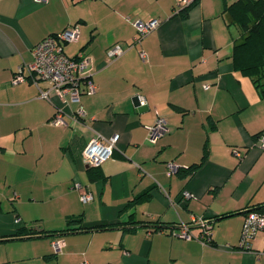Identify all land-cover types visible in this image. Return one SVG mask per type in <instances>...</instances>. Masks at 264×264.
<instances>
[{
	"label": "crops",
	"instance_id": "1",
	"mask_svg": "<svg viewBox=\"0 0 264 264\" xmlns=\"http://www.w3.org/2000/svg\"><path fill=\"white\" fill-rule=\"evenodd\" d=\"M235 1L196 0L183 17L177 0H0V264H264V232L240 247L247 213L264 205V98L234 69L239 34L224 10ZM155 18L159 27L131 46L134 21ZM77 23L81 37L65 51L93 57L94 94L65 102L54 92L41 97L31 81L13 82L33 61L34 45ZM115 44L125 51L107 62ZM60 108L66 126L50 122ZM159 116L169 129L151 142ZM115 134L113 156L92 169L85 148ZM206 142L207 160L181 177L179 168L199 162ZM83 190L93 199L83 201ZM131 214L166 227L37 231L63 228L68 216L95 226ZM200 218L212 224L211 244L200 238ZM185 225L190 238L177 234ZM22 227L36 233L15 236ZM55 240L64 242L59 252Z\"/></svg>",
	"mask_w": 264,
	"mask_h": 264
},
{
	"label": "built area",
	"instance_id": "2",
	"mask_svg": "<svg viewBox=\"0 0 264 264\" xmlns=\"http://www.w3.org/2000/svg\"><path fill=\"white\" fill-rule=\"evenodd\" d=\"M44 1V0H41ZM193 0H177L176 11H180L182 7L188 5ZM161 24L160 19L136 20L134 25L137 28L138 35L131 46L138 44L150 32L154 31ZM81 37L80 25L74 24L61 31L50 34L39 43L34 45L32 51L34 59L31 63L20 66L14 75L13 82L15 84L20 82L31 81L35 83L40 90V95L43 98H51L54 92L66 102V97L69 96L71 101L79 102L83 94H94L97 90L96 84L93 80L95 72V62L93 57L85 51H79L76 55L71 56L65 51V45L79 41ZM125 49L120 44L111 46L107 51V62H112L124 53ZM143 59L147 58L145 51H140ZM47 84L45 88L40 87V83ZM140 102L146 104V98L139 96ZM83 111L80 110V114ZM50 122L54 125L66 126L68 122L65 119L64 109L57 110ZM168 123L166 118L159 116L156 123L149 129V140L155 142L159 137L163 136L168 131ZM119 134H115L108 139L96 137L91 140L84 150V161L88 166L98 167L105 161L110 159L115 150V146L119 140ZM258 145L264 148V130L260 133L258 138ZM237 157H241L242 153L239 149L233 150ZM170 172H175L177 166L170 163ZM77 186L83 189L80 183ZM185 196L188 198L190 193L185 191ZM83 201H90L93 195L83 190L81 193ZM19 221V220H18ZM197 221V220H196ZM202 228L200 235L204 243H212V224L205 218H200L197 221ZM264 232V214L250 210L247 213L245 223L243 226V234L240 242V247L248 246V240L256 237L258 232ZM185 238L192 237L188 226H182L179 233ZM53 246L56 252H59L64 246L62 240H55ZM82 264H89L83 262Z\"/></svg>",
	"mask_w": 264,
	"mask_h": 264
},
{
	"label": "trees",
	"instance_id": "3",
	"mask_svg": "<svg viewBox=\"0 0 264 264\" xmlns=\"http://www.w3.org/2000/svg\"><path fill=\"white\" fill-rule=\"evenodd\" d=\"M196 3L193 0L188 5L181 8L180 13L186 17L189 10ZM229 18L230 24H233L238 30V37L235 38L232 60L235 72L239 75L249 77L262 98H264V0H236L234 3L227 5L224 10ZM209 157V146L206 142L202 159L199 162L191 164L187 168H179L178 173L181 177H188L194 174ZM92 169L94 167H91ZM97 178L98 176H94ZM150 196V191L135 196L129 203L128 207L133 206L139 201ZM253 207L258 213L264 214V205ZM229 214L223 215L228 216ZM84 218L82 215L68 216L66 225L63 228L55 230H38L47 236H65L81 230H101L113 228L116 226L129 225V230L135 229L138 225H150L155 230L166 227L158 221H144L136 219L134 214L130 215V219L124 223L101 224L95 226H84ZM30 234L36 233V229L22 227L14 234L21 236L24 231Z\"/></svg>",
	"mask_w": 264,
	"mask_h": 264
},
{
	"label": "rangeland",
	"instance_id": "4",
	"mask_svg": "<svg viewBox=\"0 0 264 264\" xmlns=\"http://www.w3.org/2000/svg\"><path fill=\"white\" fill-rule=\"evenodd\" d=\"M69 52H72L71 50H69Z\"/></svg>",
	"mask_w": 264,
	"mask_h": 264
}]
</instances>
